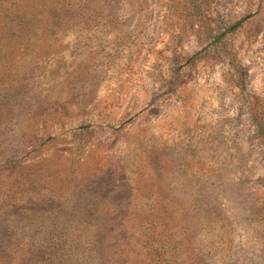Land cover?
I'll return each instance as SVG.
<instances>
[{
  "label": "rangeland",
  "instance_id": "obj_1",
  "mask_svg": "<svg viewBox=\"0 0 264 264\" xmlns=\"http://www.w3.org/2000/svg\"><path fill=\"white\" fill-rule=\"evenodd\" d=\"M0 264H264V0H0Z\"/></svg>",
  "mask_w": 264,
  "mask_h": 264
},
{
  "label": "trees",
  "instance_id": "obj_2",
  "mask_svg": "<svg viewBox=\"0 0 264 264\" xmlns=\"http://www.w3.org/2000/svg\"><path fill=\"white\" fill-rule=\"evenodd\" d=\"M243 20H239V21H237V22H235V23H233V24H231V25H229L228 27H226L225 29H224V31H223V33H221V34H219L217 37H215V39H214V42H219L224 36H226L227 34H230V35H232V34H234L241 26H242V24H243ZM197 54L196 55H194L192 58H191V60L192 61H195L196 60V58H197Z\"/></svg>",
  "mask_w": 264,
  "mask_h": 264
}]
</instances>
